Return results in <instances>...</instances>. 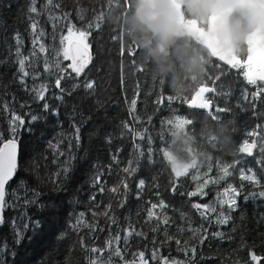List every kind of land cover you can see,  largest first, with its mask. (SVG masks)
Here are the masks:
<instances>
[{"label": "trees", "instance_id": "1", "mask_svg": "<svg viewBox=\"0 0 264 264\" xmlns=\"http://www.w3.org/2000/svg\"><path fill=\"white\" fill-rule=\"evenodd\" d=\"M200 2L189 0L191 5ZM35 6L37 13H30V0H0L4 139L9 138L12 114L25 120L17 133L20 168L7 187L5 222L0 225V258L6 264H141L143 252L146 264H164V260L187 264L191 253L185 254L184 249L196 248L192 264H257L251 260L252 253L260 258L258 264H264V219L260 218L264 199L251 195L259 187L241 179L242 173L255 175L264 184V83L248 84L242 69L213 59L189 38L179 39L165 52L156 34L137 27L139 0H36ZM182 6L186 18L208 28L209 15L201 18L183 2ZM69 28L87 32L92 51L90 67L78 77L68 67L70 61L60 58L61 68L55 66L54 50L62 47L60 41ZM152 47L164 54L160 62L149 54ZM237 55L246 58L245 43ZM21 58L29 72L23 84L17 63ZM197 58L206 61L203 73L188 70ZM58 77L63 99L55 87ZM86 82H94V88L85 89ZM205 85L215 88L205 94L211 113L189 107L194 93L202 94ZM42 87L47 91L45 99L39 100L36 91ZM161 95L164 101L158 103ZM169 95L182 99L169 102ZM45 103L47 110L42 107ZM31 115L39 119L33 122ZM177 115L193 123L169 126L167 120ZM74 124L81 129L79 146L73 141L68 149ZM61 137L65 155L57 158L48 145ZM229 139L236 145L235 152L225 150ZM244 140H256L251 158L238 156ZM69 155L71 169L65 180L56 173ZM233 163L236 167L229 169L225 180L212 183L221 174V165ZM129 164L135 169L131 175L123 171ZM176 166L187 169L188 175L176 178L171 170ZM98 172L100 183L93 186ZM140 180L145 182L143 188ZM206 181L207 195H189ZM21 182L39 193L36 204H25ZM228 186L241 191L238 208L231 213L219 203ZM113 187L119 191L112 193ZM161 202L166 207L151 208ZM196 203L208 204L216 212L196 209ZM222 208L232 217L227 225L216 223ZM149 211L156 213L151 220ZM80 212L94 225L91 229L71 228ZM216 232H222L223 238L214 236ZM166 234L170 239H165Z\"/></svg>", "mask_w": 264, "mask_h": 264}, {"label": "snow or ice", "instance_id": "2", "mask_svg": "<svg viewBox=\"0 0 264 264\" xmlns=\"http://www.w3.org/2000/svg\"><path fill=\"white\" fill-rule=\"evenodd\" d=\"M48 3H51V0H48ZM36 5V0H30V13H37V7ZM99 26V25H98ZM75 27V26H73ZM37 28V24L33 22L31 24V29L35 33ZM42 31V30H41ZM88 38V33L83 31V30H77L73 31V28H69L67 30V35L63 36L60 43L62 47L59 49V51L54 50V55L57 57L56 59V68L59 70L61 68V60H67L71 61L70 65L68 67L71 68L72 73H74L77 77L80 76L81 74L84 73V70L88 67L89 63L91 62V52H90V45L87 42ZM16 41H17V55L20 56V50H19V45H20V37L19 34L16 36ZM40 51L43 52L45 51L44 46H40ZM217 60L220 62H223L224 64L230 66L233 69H242V75L247 81L248 84L251 85H256L257 81H264V72L257 71L255 73H252L250 68H249V61L248 60H241L239 63L233 64L232 62L226 61L223 57L218 56ZM18 66H19V71L22 74L21 75V83H24V78H27L29 76V72L25 70V63L26 60L24 58H21L17 61ZM140 71H143V68L141 67L139 69ZM61 77H58L55 80V87L57 89H60L61 91V96L59 97L60 99H63V93L64 89L61 88ZM154 80V79H153ZM156 81V80H155ZM74 87H79V85H74ZM84 88L87 90H92L94 88V82H86L84 84ZM204 90L202 94H195L192 97V99L189 102V107L194 108V109H203V110H208L210 113L212 111V104L209 99L205 97L206 93L214 92L215 88L209 87V86H204ZM35 91V90H34ZM47 91L46 87H42L40 90L36 91V98L39 100H44L45 99V92ZM259 94V93H258ZM182 99L181 97L177 96H172L169 95L167 96V100L169 102L174 101V100H180ZM164 97L161 95V99L158 101V103H163ZM132 105V110L135 111L136 108V100H133L131 102ZM42 107L45 108V110L48 109L47 103L42 105ZM4 108H7V105H4ZM217 112L221 111V109L217 108ZM59 114L57 110V115ZM33 122H35L39 117L35 115H31L29 117ZM82 120L84 119L83 117L81 118ZM191 119H183L179 115L175 116L174 119H168L167 124L169 126H175L177 128H183L186 124H192ZM25 124V120L21 115L17 114H12L10 116V123H9V138L4 139V135L2 132H0V225H2L4 221V210L6 207V196L8 195L7 187L9 185V182L14 179L16 176L17 171L20 168V162H19V141L17 139V133L20 129ZM80 132L81 129L80 127H77L75 124L73 125V135L68 138L67 141V147L68 149H71L73 147V141L76 142V146H79V141H80ZM137 135L140 136V139H144L143 135L140 133H137ZM64 142V138L61 137V140L58 141L56 144L49 143V148L53 149L55 152V156L58 158L60 156H64L65 153L64 151L61 150V143ZM139 147V146H137ZM256 147L255 143H249L248 140H244L243 144L239 147L238 151L241 153H248L251 154L253 149ZM142 155V153H141ZM235 155V154H234ZM113 159H116L113 157ZM71 160L72 156L69 155L68 159L62 163L60 166L59 170L56 173V176H60L63 174L64 179H68V175L71 169ZM235 166V163L233 164H224L220 166V172L221 174L214 180L212 183L214 184H219L220 181L225 180L231 173L229 171L230 168H233ZM172 172L174 173L176 178L180 177H185L188 175V170L187 169H179V168H171ZM123 171L129 175L133 174L135 169L132 168L131 164H129L128 167L124 168ZM100 173L98 172L96 177L93 178V186H98L100 183ZM39 180V177H37ZM241 179L244 181H249L253 185L259 187L261 190L258 192H252L251 195L254 197H259L261 199H264V184H261V181L255 177V175H245L241 174ZM122 186L124 188H127V183L122 181ZM144 180L139 181V187L143 188L144 187ZM24 189V196H25V204H36L38 202V196L39 193H37L34 189H31L30 186H28L26 183L21 182L20 185ZM207 186V181L205 182L204 185L198 186L196 191L191 192L189 195L190 196H197V195H207V193L204 192V188ZM243 185H241V188ZM98 190L100 192L104 191V188L99 187ZM175 190V189H173ZM112 193H116L119 191L118 187H113L110 189ZM15 195V193H13ZM241 196V191L237 189V187L234 186H228L225 187L223 190V198L219 200V203L221 205L227 206V212L231 213L232 211L236 210L238 208V197ZM20 197H17L19 199ZM91 200H95V196L90 197ZM72 203H77V201L73 200ZM166 207V205L161 202L159 205L157 204H152L151 208L156 209L157 207ZM194 208L196 209H205L206 211L210 210L212 212H216V208H210L208 204H200L196 203L193 205ZM110 208V206H109ZM108 213H104V215H107ZM94 215V213H93ZM148 218L151 220L153 217L156 216V213L154 211H149L147 213ZM203 215V213H202ZM261 219H264V214H261ZM159 219V218H157ZM232 219L230 214H225V209H221L219 213L217 214V219L216 223L219 225H227L229 224L230 220ZM243 219V216L241 217ZM169 223V220L167 217H164L163 219V224L167 225ZM94 225L88 223L85 219V213L80 212L79 214L76 215L75 217V223L71 225V228L73 231H80L83 227H88L92 228ZM154 231H158L159 228H154ZM133 233L131 231L128 232V236H132ZM216 237L223 238V233L222 232H216L213 234ZM62 238V236H61ZM165 239H170L169 236H165ZM204 239H207L205 236ZM16 243L20 242V237L18 236L17 240L15 241ZM177 243L179 241L177 240ZM243 246V245H242ZM3 247V246H0ZM92 251H95V249H92ZM185 254L191 253L190 259L188 260L187 264H192V260L195 257L196 253V248H185L184 249ZM117 256L120 255L119 249L116 250L115 253ZM153 257H155V253L152 254ZM140 261L141 264H146L144 261V254L143 252L139 253ZM163 259V257H161ZM259 257L256 256L255 253L251 254V260L252 261H257V264L259 262ZM0 264H6V259L5 258H0ZM89 264H91V261H89ZM164 264H184V262L180 261H171L169 262L168 260H164Z\"/></svg>", "mask_w": 264, "mask_h": 264}, {"label": "clouds", "instance_id": "3", "mask_svg": "<svg viewBox=\"0 0 264 264\" xmlns=\"http://www.w3.org/2000/svg\"><path fill=\"white\" fill-rule=\"evenodd\" d=\"M188 7L189 12L199 15L201 18L218 13L223 9H231L230 14L224 15L219 26V35L225 42H229L235 50L240 53L247 34L252 29L264 28V0H201L199 4L191 5L189 0H182ZM158 16L155 20L149 19L145 14V9H141L135 17L138 28L144 31H155L159 44L164 51L178 43L182 29L178 22L175 6L170 0H163L158 6ZM149 54L157 62L164 59V54L160 48H149ZM206 61L194 59L190 61L188 70L194 73L206 71ZM165 71H168L165 69ZM226 151L235 152L236 145L231 139L226 144Z\"/></svg>", "mask_w": 264, "mask_h": 264}, {"label": "water", "instance_id": "4", "mask_svg": "<svg viewBox=\"0 0 264 264\" xmlns=\"http://www.w3.org/2000/svg\"><path fill=\"white\" fill-rule=\"evenodd\" d=\"M162 2L163 0H139V6L136 9V16L141 9H145V14L147 15V17L149 19L155 20L159 14L158 6ZM170 2L175 6V11L178 16V22L182 29L180 39H191L196 45L206 49L211 57L215 60H217L218 56L223 57L226 61L232 62L233 64L239 63L242 60L237 55V51L235 50V48L229 42L223 41L219 35V26L222 22V19L224 15L231 13V9H223L218 13L210 14L209 26L206 29L201 27L200 23L196 19L186 18L183 12L182 0H170ZM149 32H151L152 34H156L155 31ZM245 45L247 47V55L244 60L249 61V68L251 72H264V28L254 29L252 32L248 33ZM90 52L92 57L91 49ZM91 63L92 59L87 68L90 67ZM221 63L224 64L223 62ZM228 67L231 68L230 66ZM258 82L264 83V81ZM196 110L199 112L204 111L203 109ZM256 137L257 135L255 136V139ZM253 143H255L256 145V140ZM255 150L256 147L253 149L251 154L241 153L238 151V156L247 155L251 158L254 156ZM175 168L183 169V167L181 166H176ZM10 183L11 181L9 182V184Z\"/></svg>", "mask_w": 264, "mask_h": 264}, {"label": "rangeland", "instance_id": "5", "mask_svg": "<svg viewBox=\"0 0 264 264\" xmlns=\"http://www.w3.org/2000/svg\"><path fill=\"white\" fill-rule=\"evenodd\" d=\"M174 165H176V163H174ZM184 168H185V166L184 165H182Z\"/></svg>", "mask_w": 264, "mask_h": 264}]
</instances>
